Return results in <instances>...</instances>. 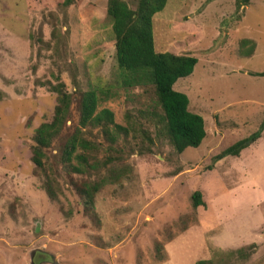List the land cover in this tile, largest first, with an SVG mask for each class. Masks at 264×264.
<instances>
[{"label": "rangeland", "instance_id": "rangeland-1", "mask_svg": "<svg viewBox=\"0 0 264 264\" xmlns=\"http://www.w3.org/2000/svg\"><path fill=\"white\" fill-rule=\"evenodd\" d=\"M62 1L0 0V264H264V124L237 156L211 160L264 120V79L254 75L264 72V0H166L153 14V51L196 60L172 89L202 119L204 136L178 155L157 134L153 95L120 86L106 0ZM122 1L133 9L135 0ZM57 83L71 102L44 150L51 199L29 149L33 130L51 119ZM87 90L107 94L96 111L143 130L151 144L120 134L113 153L99 127L79 128ZM76 128L97 145L98 161L110 156L121 172L89 211L76 189L104 169L75 175L57 161ZM142 145L149 150L139 155Z\"/></svg>", "mask_w": 264, "mask_h": 264}, {"label": "trees", "instance_id": "trees-1", "mask_svg": "<svg viewBox=\"0 0 264 264\" xmlns=\"http://www.w3.org/2000/svg\"><path fill=\"white\" fill-rule=\"evenodd\" d=\"M72 0H63L62 6H68ZM166 0H135L133 9H130L122 0H106L105 16L109 21V30L113 40V55L115 67L118 71L119 83L122 88H143L153 95V102L159 109L160 124L157 134L163 135L175 154H180L186 148H196L204 136L202 119L187 111L186 97L172 89L173 83L187 77L196 60L191 56L173 55L167 52L156 53L153 51L151 38V18L159 12ZM249 0H239L240 5H246ZM255 76L264 79V72L255 73ZM54 92L55 105L49 122L39 124L32 133L30 145V162L41 171L44 177V190L49 198H53L50 181L46 174L44 150L49 147L51 141L57 136L62 123L68 114L70 95L63 91L61 83L51 87ZM103 91L87 90L78 96V120L79 128L86 125L99 127L101 134L108 142L106 148L110 152H117L111 147L118 135H126L130 132L140 133V137L148 142L143 130H135L134 127L124 128L112 122V114L107 109L96 111L97 104L104 98ZM101 95V96H99ZM264 120L258 125L256 131L247 137L237 140L222 149L212 157L216 162L226 156H237L244 148L254 142L263 127ZM79 128L62 142L58 163L69 173L75 175H90L96 177L101 169L103 176H97L94 181L82 182L76 189L84 209L92 208L95 193L104 184H114L121 177V172L110 167L113 158L104 157L98 161L94 154L97 145L85 139ZM140 147H143L140 146ZM136 149L140 155L148 151V147ZM190 206L196 208L202 206L200 194L194 191L190 195ZM158 260H161L158 259ZM193 264H209L207 260H197Z\"/></svg>", "mask_w": 264, "mask_h": 264}]
</instances>
